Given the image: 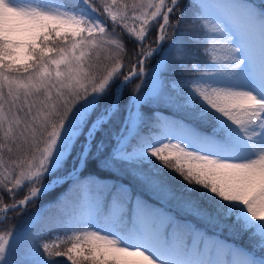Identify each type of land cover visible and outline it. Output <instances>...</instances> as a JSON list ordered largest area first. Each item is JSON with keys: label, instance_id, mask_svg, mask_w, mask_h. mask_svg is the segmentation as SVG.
Masks as SVG:
<instances>
[{"label": "snow or ice", "instance_id": "1", "mask_svg": "<svg viewBox=\"0 0 264 264\" xmlns=\"http://www.w3.org/2000/svg\"><path fill=\"white\" fill-rule=\"evenodd\" d=\"M9 213L0 264H264V0H0Z\"/></svg>", "mask_w": 264, "mask_h": 264}, {"label": "trees", "instance_id": "2", "mask_svg": "<svg viewBox=\"0 0 264 264\" xmlns=\"http://www.w3.org/2000/svg\"><path fill=\"white\" fill-rule=\"evenodd\" d=\"M252 2L256 5H261L262 0H252ZM187 4V0H185V5ZM193 9H188V12L185 16V20L184 22L180 25V28L177 30L175 39L179 42L182 41L186 50L188 52H197L198 50V46L193 42L192 40V36L194 34H196L194 26L191 23V19H192V13H193ZM181 33H183L184 35L181 36ZM154 36V32L152 34ZM151 39V37H150ZM124 40H125V45L128 48L129 52H131V50L135 47V45L133 44L132 41H130L128 39L127 36H124ZM103 53L101 54V56L103 57ZM201 60H203V57H200ZM102 63H111L108 61H103L101 60ZM124 62L127 64L129 62V57L125 56L124 57ZM191 62L189 61V64ZM125 72L127 71V68H125L124 70ZM183 78V77H180ZM137 81H133L132 83L135 84ZM132 87V85H129L128 88L130 89ZM161 114H162V118H169L170 117V113L168 110H161ZM26 191V190H25ZM23 192L20 193V197L23 196ZM96 192L95 190H93V192L91 193L92 197H95ZM18 197V198H20ZM77 196L75 193H65L63 188H56L55 190L47 193L45 196H43L35 206L29 205V212H33L35 211L36 208H39L41 206H45V211L47 212L48 215L54 216L56 217L57 220L64 218V213H66V211L69 209V207L73 206L72 201L74 199H76ZM4 199H5V203H8V198H7V194H4ZM10 216H12L13 218L10 220L5 221L3 224H0V229H7L9 225H15V224H19L22 220L25 219L24 215L21 216H16L14 213H9ZM53 232L56 231V228H53L52 230ZM61 235H63V233H61ZM52 239L51 235H47V236H41L40 240H50ZM39 242V241H37ZM71 241H68L66 243H62L59 250L61 251H65L67 249V247L70 246ZM235 243L237 244H244L245 240L244 239H238L235 241ZM58 260L63 261L65 258L64 257H59L56 258Z\"/></svg>", "mask_w": 264, "mask_h": 264}, {"label": "rangeland", "instance_id": "3", "mask_svg": "<svg viewBox=\"0 0 264 264\" xmlns=\"http://www.w3.org/2000/svg\"><path fill=\"white\" fill-rule=\"evenodd\" d=\"M72 209H73V206H71V207H69V209L66 211V213H71L72 212ZM56 232V231H55ZM54 232V233H55ZM70 245H71V243H70Z\"/></svg>", "mask_w": 264, "mask_h": 264}]
</instances>
